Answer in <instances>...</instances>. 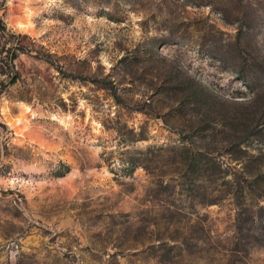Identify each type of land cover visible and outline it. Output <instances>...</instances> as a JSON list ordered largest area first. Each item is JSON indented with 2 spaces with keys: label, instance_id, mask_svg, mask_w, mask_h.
Instances as JSON below:
<instances>
[{
  "label": "rangeland",
  "instance_id": "374dc122",
  "mask_svg": "<svg viewBox=\"0 0 264 264\" xmlns=\"http://www.w3.org/2000/svg\"><path fill=\"white\" fill-rule=\"evenodd\" d=\"M0 264H264V0H0Z\"/></svg>",
  "mask_w": 264,
  "mask_h": 264
},
{
  "label": "trees",
  "instance_id": "16d2710c",
  "mask_svg": "<svg viewBox=\"0 0 264 264\" xmlns=\"http://www.w3.org/2000/svg\"><path fill=\"white\" fill-rule=\"evenodd\" d=\"M220 166V165H219ZM219 166H218V168H219Z\"/></svg>",
  "mask_w": 264,
  "mask_h": 264
}]
</instances>
